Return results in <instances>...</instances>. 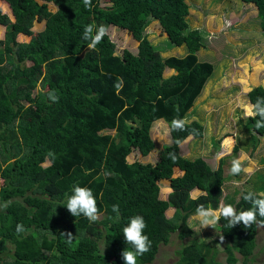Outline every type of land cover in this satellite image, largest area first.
<instances>
[{"label": "trees", "instance_id": "16d2710c", "mask_svg": "<svg viewBox=\"0 0 264 264\" xmlns=\"http://www.w3.org/2000/svg\"><path fill=\"white\" fill-rule=\"evenodd\" d=\"M240 2L254 8L264 31V0ZM49 3L54 12L47 9ZM0 5V264H124L121 252L131 245L122 229L134 215L144 218V234L151 241L137 264H152L171 235L185 238L186 221L199 204L217 209L223 199L238 211L250 207L243 200L248 191L222 197L231 178L224 173L225 159L212 170L201 158L179 155L178 145L200 138L203 128L192 121L185 130H172L171 122L184 119L213 71L197 59L202 35L188 30L187 0H107L104 7L100 0L87 7L83 0H0ZM148 18L171 45L185 47L183 57L161 59L142 34ZM36 22L43 27L34 33ZM86 25L125 30L138 42L135 53L117 55L106 34L89 49ZM164 68L172 70L166 78ZM257 97H264L260 86L247 94L252 104ZM255 119L248 117L243 125L252 150L264 134V128L254 127ZM161 120L170 139L161 157L154 163L128 161L130 155L143 159L152 151L151 128ZM256 178L254 192L264 195V169ZM162 181L170 189L164 200L159 197ZM76 185L92 190L99 229L65 208ZM193 191L198 195L191 198ZM114 204L118 214L112 212ZM18 224L24 231L17 233ZM259 228L264 226L230 228L221 217L216 230L217 241L223 237V261L216 260L209 243L191 239L180 246L174 264H247ZM62 232L75 238L69 243Z\"/></svg>", "mask_w": 264, "mask_h": 264}, {"label": "rangeland", "instance_id": "374dc122", "mask_svg": "<svg viewBox=\"0 0 264 264\" xmlns=\"http://www.w3.org/2000/svg\"><path fill=\"white\" fill-rule=\"evenodd\" d=\"M106 1L100 0V7H104ZM187 4L189 8L185 20L188 30L197 29L202 35V46L196 52L197 59L210 63L213 71L184 117L186 123L195 121L202 126V136L198 139L188 137L181 142L178 145L179 155L187 160L201 158L212 170L217 168L220 159H225L224 173L230 172L231 178L224 183L222 197L233 190L254 192L258 185L256 175L261 174L264 169V134L257 136V144L252 150L249 135L244 131L243 125L248 118L244 115L249 102L248 92L258 86L264 89V31L259 27L254 8L242 4L240 0H187ZM47 9L55 11L51 3L47 4ZM10 19L12 20L11 15ZM42 27V22L33 23L32 32H39ZM106 30L107 37L115 45L117 55L122 50L135 53L138 42L125 30L111 26ZM3 32L4 27L0 26V39ZM142 34L158 50L161 59L183 57L186 54L183 45L170 44L155 20L148 18ZM17 38L19 41H27V38L21 36ZM171 74V70L165 69L162 77L166 78ZM168 134L164 121L153 124L152 151L143 159L139 155H130L127 160L154 163L163 154V146L170 143ZM235 159L241 162V172L237 178L230 171L231 162ZM178 175L179 171L175 169L174 176ZM161 184L164 188L160 189L159 196L163 199L170 190L167 189V181H162ZM2 185L0 180V188ZM196 195L198 191L190 193L191 198ZM223 201L222 199L220 205ZM165 214L167 217L171 216L172 210L169 209ZM186 223L185 238L179 240L175 234L171 235L168 243L159 247L152 264H174L178 259L176 252L180 246L191 239L209 243L216 249V260L223 261L224 245L217 241L218 222L205 228L194 215ZM91 224L96 229L100 228L96 222ZM254 238L256 246L247 264H263L264 228H259Z\"/></svg>", "mask_w": 264, "mask_h": 264}, {"label": "clouds", "instance_id": "9594fccd", "mask_svg": "<svg viewBox=\"0 0 264 264\" xmlns=\"http://www.w3.org/2000/svg\"><path fill=\"white\" fill-rule=\"evenodd\" d=\"M83 2L86 7L91 5V0H83ZM106 31L104 26H99L94 29L93 25H86L83 38L90 41L88 48L94 50L96 45L105 36ZM165 69L167 68H164V70ZM39 90L40 85L38 84L35 92ZM49 99L53 102L58 101V97L53 93H49ZM244 115L254 119L259 117V119H255L254 127L256 129L264 128V97H257L254 104L248 102ZM185 125L186 121L184 119L174 118L171 122L172 130H185ZM48 156L54 157V153L49 152ZM170 158L173 159V161L176 159L175 155L171 153ZM230 171L233 175H237L241 172V162L239 159H235L231 162ZM243 200L249 203L250 207L239 211L232 204H221L217 209H213L211 205L206 206L205 204H199L196 207L195 216L205 228L215 225L221 217L228 222V227L230 228L241 223L245 228H250L253 224L264 226V195H258L253 191H248L246 195H243ZM65 208L73 217L82 215L89 222H96L100 218V209L97 206L96 198L92 190L88 187H81L79 185L74 186L71 195L67 197ZM112 212L119 213L118 204L112 205ZM146 227V222L140 215L130 217L127 225L123 227L122 235L124 240L127 245H131L130 249L127 247L121 252V258L124 264H137V258L150 251L151 241L148 236L144 234ZM22 231H24L23 225L18 224L17 233ZM61 235H63L69 243L75 238L70 232H62ZM221 242H223V237L221 238Z\"/></svg>", "mask_w": 264, "mask_h": 264}]
</instances>
